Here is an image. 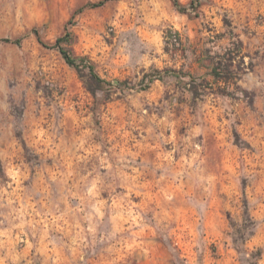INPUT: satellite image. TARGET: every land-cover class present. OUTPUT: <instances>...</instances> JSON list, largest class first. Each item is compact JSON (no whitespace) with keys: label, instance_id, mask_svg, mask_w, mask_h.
Wrapping results in <instances>:
<instances>
[{"label":"rangeland","instance_id":"1","mask_svg":"<svg viewBox=\"0 0 264 264\" xmlns=\"http://www.w3.org/2000/svg\"><path fill=\"white\" fill-rule=\"evenodd\" d=\"M97 1L0 0V264H264V0Z\"/></svg>","mask_w":264,"mask_h":264},{"label":"trees","instance_id":"2","mask_svg":"<svg viewBox=\"0 0 264 264\" xmlns=\"http://www.w3.org/2000/svg\"><path fill=\"white\" fill-rule=\"evenodd\" d=\"M106 1L108 0H99L97 2H94L91 4V6L93 7H99L101 5H103ZM174 5L182 10V11H187L189 8L192 9H196L199 5L200 2L199 0H192L190 5L187 7L185 5H183L180 0H173ZM5 41H10V42H16L18 43V40H12L10 38H5ZM71 41V33L67 32L64 36L58 37V39L56 40L55 45L57 47H59L60 52L62 53L63 57L65 58V60L67 61V63H69L70 65L74 66L75 68H77L79 71L82 69L81 68V63H85V61L87 60L86 57H81L78 58L77 56H75L66 46L65 43H69ZM90 68L91 71V79H92V83L95 82L97 85H99V87H102V83L105 81L103 80V78H101L94 70V65L93 64H88V66ZM243 254L246 257V260H248L247 258H250V263L251 264H260V259L262 258V251L258 250L256 252H248L247 249H243ZM248 255V256H246ZM251 259H253L254 261H251Z\"/></svg>","mask_w":264,"mask_h":264},{"label":"crops","instance_id":"3","mask_svg":"<svg viewBox=\"0 0 264 264\" xmlns=\"http://www.w3.org/2000/svg\"><path fill=\"white\" fill-rule=\"evenodd\" d=\"M6 257L17 259L20 255L18 254V251H16L14 243L10 244L8 238H0V260L2 261V259H5Z\"/></svg>","mask_w":264,"mask_h":264}]
</instances>
